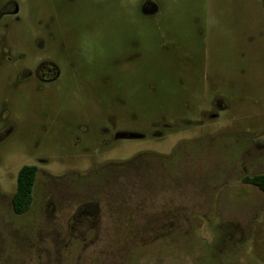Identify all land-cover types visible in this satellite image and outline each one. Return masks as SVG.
I'll use <instances>...</instances> for the list:
<instances>
[{
  "label": "rangeland",
  "instance_id": "1",
  "mask_svg": "<svg viewBox=\"0 0 264 264\" xmlns=\"http://www.w3.org/2000/svg\"><path fill=\"white\" fill-rule=\"evenodd\" d=\"M145 1L125 3L127 34L143 37L132 42L142 57L114 75L125 98L116 106L115 134L38 132L36 121L45 124L53 113L92 119L86 103L36 97L0 105V118L16 123L0 139V264H124L136 255L128 250L143 246L136 264H191V252L203 254L204 244H216L219 254L230 249L232 228L264 264V195L238 187L242 167L264 170V3L151 0L158 12L141 17ZM194 20L208 38H197ZM215 96L226 110L205 121ZM187 121L203 123L187 128ZM160 122L177 130L156 140ZM123 130L143 138L116 140ZM142 154L172 161L145 177L96 183L102 167ZM25 165L38 170L33 202L16 216L10 198Z\"/></svg>",
  "mask_w": 264,
  "mask_h": 264
},
{
  "label": "flooded vegetation",
  "instance_id": "2",
  "mask_svg": "<svg viewBox=\"0 0 264 264\" xmlns=\"http://www.w3.org/2000/svg\"><path fill=\"white\" fill-rule=\"evenodd\" d=\"M119 2L123 3L119 5ZM115 3H118L117 10ZM125 3L126 0H0V105L16 101L30 103L36 97L56 105L68 101L86 103L96 112L92 119L86 121L79 116L72 119L61 112L53 113L45 124L36 121L38 132L58 137L82 133L89 138L115 134L116 106L124 105L125 98L115 92L114 75L127 70L125 66L142 57L141 48H133L132 42L143 37L127 34L130 20L125 13ZM120 11L123 13L119 14ZM157 12L158 6L151 0L138 8L141 17H151ZM193 25L198 39L208 38L198 20H194ZM211 107V111L204 114L205 121H216L219 113L226 110L223 99L218 96L211 100ZM121 118L120 115L118 120ZM196 123L203 122L182 124L189 128ZM157 124L159 129L152 132L156 140L163 138L164 131L177 130L165 122ZM15 131L14 120L0 118L1 140ZM142 138L126 130L116 134V140ZM251 168H241L238 187L244 193L264 195V189L249 182L254 177L264 176V170L251 172ZM232 229L230 236L235 242L228 236L232 243L230 249L220 250L219 254L216 244H204L203 254L191 252V264H259L256 246L247 238L244 240L241 231ZM156 230L152 232L157 233ZM144 248L128 250L127 256L132 252L136 255L132 254L133 259L129 258L124 264H136L137 253L147 252Z\"/></svg>",
  "mask_w": 264,
  "mask_h": 264
},
{
  "label": "trees",
  "instance_id": "3",
  "mask_svg": "<svg viewBox=\"0 0 264 264\" xmlns=\"http://www.w3.org/2000/svg\"><path fill=\"white\" fill-rule=\"evenodd\" d=\"M172 161L171 157L166 158L161 155L143 154L134 159L123 163H112L102 167L96 175V183L104 184L108 180L123 179L127 181L138 173L140 177H145L146 173H150L151 169L158 170L163 165L168 167ZM156 166V167H150ZM37 167L33 165L22 166L16 175L15 191L11 197V210L16 216L24 215L31 207L33 202V190L35 186ZM122 175V177L120 176ZM250 183L264 189V176L254 177L249 180Z\"/></svg>",
  "mask_w": 264,
  "mask_h": 264
}]
</instances>
